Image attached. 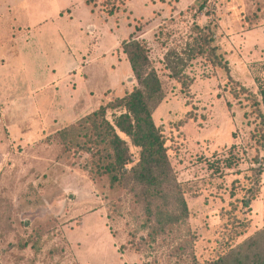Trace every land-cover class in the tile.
I'll return each mask as SVG.
<instances>
[{
    "label": "rangeland",
    "instance_id": "1",
    "mask_svg": "<svg viewBox=\"0 0 264 264\" xmlns=\"http://www.w3.org/2000/svg\"><path fill=\"white\" fill-rule=\"evenodd\" d=\"M195 26L212 33L220 64L189 57ZM131 31L162 87L150 106L169 166L156 189L111 184L58 132L132 89L113 46ZM72 55L84 68L59 76ZM263 91L264 0H0V264L232 261L264 229ZM259 245L242 246L250 261Z\"/></svg>",
    "mask_w": 264,
    "mask_h": 264
},
{
    "label": "trees",
    "instance_id": "2",
    "mask_svg": "<svg viewBox=\"0 0 264 264\" xmlns=\"http://www.w3.org/2000/svg\"><path fill=\"white\" fill-rule=\"evenodd\" d=\"M195 28L198 35L188 47L189 57L201 54L212 63L220 64L222 56L217 53L218 47L213 44L212 33L206 27ZM122 49L136 80L132 89L120 97L100 104L95 110L62 127L58 132L65 139L67 146H75L89 153L92 159L97 158L95 164L97 172L108 175L111 184L123 183L127 178L135 177L148 188H160L164 183L169 163L163 134L152 119L150 102L160 96L161 81L156 70L148 65V49L145 43L133 34L122 42ZM167 61L169 66L174 64L172 67L174 77L178 80L184 77V73L177 69L179 63L170 61L169 56ZM180 62H183V59H180ZM261 96L264 103V91ZM258 103L255 101L253 105L258 106ZM110 108L118 109L112 120L107 118V110ZM125 137L133 146L139 148V159L134 164H132L134 157ZM255 194L253 191L250 198L241 200L247 211L250 210L249 205ZM246 226L245 220H237L234 233H240L238 229ZM263 236L264 229L256 232L242 246L247 249L259 247V240ZM242 246L240 245L239 250L234 252L236 256L232 261L228 256L221 255L212 264H264V257L261 254L257 260L250 261L249 254Z\"/></svg>",
    "mask_w": 264,
    "mask_h": 264
},
{
    "label": "crops",
    "instance_id": "3",
    "mask_svg": "<svg viewBox=\"0 0 264 264\" xmlns=\"http://www.w3.org/2000/svg\"><path fill=\"white\" fill-rule=\"evenodd\" d=\"M105 21H109V24H110V26H111V17L109 16V19L108 20H106L105 19ZM87 27H89V25L87 26ZM93 27H95V26H93ZM130 35H133V33H132V31L130 32V34H129V36ZM135 35V34H134ZM128 39V38H127ZM127 39H121V37L120 36H118L117 37V39H116V41H115V43L113 44V46L117 49V57H118V59L119 60H121L122 58H126L127 59V56H126V54L123 52V49H122V42L124 41V40H127ZM112 47V46H111ZM110 49L111 48H109V49H107L106 51V53H109L110 52ZM72 58V59H71ZM94 59L95 58H92V62H89L88 63V65L89 64H91V63H93L94 62ZM128 60V59H127ZM129 62V61H128ZM68 64V65H67ZM65 66H62V67H60L59 69H60V74H59V76H63V77H65V76H69V75H71L72 73H74L75 71H76V69H78V68H80L81 67V65H78V61H76V59H75V57L72 55V57L71 56H69V62L67 63ZM86 64V63H85ZM130 64V63H129ZM81 68H84V67H81ZM87 73L88 72H86V73H84V76H85V79H86V81L88 82V76H87ZM131 76H133L132 75V70H131V66H130V73H128V74H126V76H125V79H127V78H131ZM134 85V84H133ZM113 89H115V88H108V89H106V96L107 95H110L111 96V92L112 91H114ZM128 90H131V85H128V84H126L125 85V87H124V93L126 92V91H128ZM112 97H117V96H111V97H109L108 99L110 100ZM120 97V96H119ZM108 101V100H107ZM102 103H105L104 102V100H101V101H99V102H95V103H93L92 105H93V110H95L100 104H102ZM92 110V111H93ZM92 111H90V112H92ZM89 112V113H90ZM88 114V113H87ZM86 115V114H85ZM84 116V115H83ZM82 117V116H81ZM79 119V118H78Z\"/></svg>",
    "mask_w": 264,
    "mask_h": 264
}]
</instances>
